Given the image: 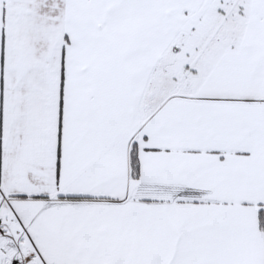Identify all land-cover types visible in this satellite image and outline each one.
<instances>
[{
  "label": "snow or ice",
  "instance_id": "1",
  "mask_svg": "<svg viewBox=\"0 0 264 264\" xmlns=\"http://www.w3.org/2000/svg\"><path fill=\"white\" fill-rule=\"evenodd\" d=\"M0 264H264V0H0Z\"/></svg>",
  "mask_w": 264,
  "mask_h": 264
}]
</instances>
